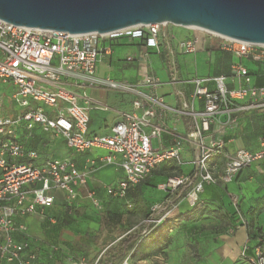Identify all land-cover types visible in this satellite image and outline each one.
Masks as SVG:
<instances>
[{
  "label": "built area",
  "instance_id": "obj_1",
  "mask_svg": "<svg viewBox=\"0 0 264 264\" xmlns=\"http://www.w3.org/2000/svg\"><path fill=\"white\" fill-rule=\"evenodd\" d=\"M166 25L145 23L107 33L69 34L61 30L28 29L0 19V80L11 82L15 87L11 97L19 107L18 114L0 117V261L34 264L36 251L26 240L17 241L14 237L15 233H25V225L16 223V217L49 209L58 190L63 192V200L71 206L77 196L76 187L86 181V173L79 170L71 159L42 157L37 150L26 148L19 139L22 128L31 132L35 125H39L43 130L61 136L66 146L76 152L91 148L107 150L108 154L98 160L118 165L125 174L116 184L106 187L107 194L115 198H123L160 163L178 159L183 143L188 142L197 150L192 161V176L196 181L187 193L190 203L196 201L204 184L221 185L232 203H238V193L230 184L240 170L264 158V135L259 139L257 150L236 149L228 156L221 175L216 177L208 160L222 149L224 141L221 137H213L210 128L213 125L232 127L237 122V112L264 107V85H252L247 68L240 63L233 64L232 71L243 78L246 85L242 87L229 88L226 76L222 74L181 81L175 75L172 36ZM188 29L219 39V48L239 59L245 57L264 63V45L224 37L206 29ZM122 37H127L129 44H140L142 56L150 53V48L161 53L160 46L165 45L169 81L163 83L148 73L138 82L112 78L108 74L98 75L99 63L104 57L111 56L113 46L118 45ZM199 40V35L186 37L179 47L185 53H193ZM140 59L138 52L125 57L127 62H136L139 68ZM68 81L80 88L131 94L132 109L119 111V120L112 125L109 134H89L90 100L83 94L86 105H79L77 99L80 96L65 85L64 82ZM177 82L191 87L188 97L183 96V91H177L178 105H168L162 96L152 93L157 87ZM208 82H212L213 87H209ZM196 100L201 101V109L195 108ZM96 105L106 108L102 103ZM165 112L188 116L192 129L185 135L171 133L172 144L156 148L152 139L160 140L163 127L153 120ZM190 183L189 176H169L160 187L177 191ZM87 196L94 206H99L100 201L92 192ZM169 203L163 200L149 208L140 222L145 227L143 233L166 221L170 214ZM245 251L246 247L240 255L244 256ZM254 253L255 257L250 261L264 264L259 247ZM99 257L94 261L78 259L73 264H97ZM121 264L137 263L126 257Z\"/></svg>",
  "mask_w": 264,
  "mask_h": 264
},
{
  "label": "crops",
  "instance_id": "obj_2",
  "mask_svg": "<svg viewBox=\"0 0 264 264\" xmlns=\"http://www.w3.org/2000/svg\"><path fill=\"white\" fill-rule=\"evenodd\" d=\"M189 30L187 37L199 35L200 40L196 51L184 59L188 64L187 66H189V68L184 69V74L181 72V65L177 62L176 70L181 81L192 77H211L222 74L226 76L225 81L229 88L242 87L246 85L243 78L235 75L232 71L233 64L240 63L247 68L252 85H264V63L255 62L245 57L239 59L233 53L220 49L219 39L209 38L197 31ZM135 44H120L122 46L133 45L137 49L132 53L127 50L120 51L113 57V48L111 56L104 57L101 63L105 59L110 65L112 62H117L119 60L118 56H120V61L123 62L120 65L139 70V66L133 64V62L124 63L127 55L137 54V51L140 50V44ZM149 50L152 51L151 48ZM165 60L168 64V58L164 59V56H162L164 63ZM99 71L100 68L98 67V75H104L99 74ZM105 74L119 79L117 76H112L110 72H105ZM120 80L138 82L142 78L135 76L124 79L120 76ZM64 83L80 96L77 99L79 105H86L82 98L83 94L90 100L88 105L89 134H109L112 125L119 120V111L132 109L133 96L131 94L100 88H80L69 81ZM207 85L213 87L212 82H208ZM142 89L146 90L145 88ZM190 90L189 85L177 82L176 84L157 87L152 90V93L162 96L168 105L175 106L180 102L177 91H183V96L188 97ZM96 103H102L106 105V108H100ZM194 106L196 109H201V101L196 100ZM235 116L237 122L232 127L213 125L210 128V134L213 137H221L224 141L222 149L208 160V165L216 177L221 175L228 156L232 155L238 148L251 151L257 150L259 139L264 135V107L237 112ZM153 122L163 127L160 140L157 138L152 139V144L154 143L153 146L156 148L160 146L169 147L172 144L171 133L185 135L192 129L191 119L185 115H174L165 112L161 117L154 119ZM145 130L148 132L149 127ZM47 132L52 133V131L43 130L39 125H35L31 132L22 128L19 130V139L26 148L37 150L42 157H50L49 146L42 145V141L38 140L40 136ZM64 145L68 151L65 149L60 156L54 158L67 157L71 159L79 170L86 173V181L84 185L76 187L77 196L71 206H68L63 200V192L61 191L60 198H55L51 207L56 202L62 203L64 207H81L82 204L88 203L90 206H94L87 196L89 192H92L101 201L100 193L103 192L108 195L106 187L114 185L124 178L125 174L118 165L98 163L99 157L108 154L107 150L91 148L84 152H76L68 148L65 142ZM196 156L197 150L190 143H183L178 159H170L160 163L144 179L130 188L132 189L131 195L129 189L126 195L119 199L121 201L130 199L135 207H141L140 202L143 201V207H148L145 216L153 204L163 200L170 201L167 206L170 208V214L164 224L169 223L171 225V222L181 224L184 240L195 244V246L197 245L196 254H198L199 262L201 261L198 264H247L240 256L242 249L247 246L249 248L254 246L263 237L264 233V158L246 167V169L240 170L231 182V188L238 193V203H232L221 185L204 184L202 191L197 195L196 201L191 204L187 198V193L196 181V178L192 176L194 171L192 161ZM116 158L119 159L118 156ZM91 164L97 165L90 168ZM169 176H189L191 177V183L177 191H166L160 185ZM139 199L142 200L139 202ZM132 205L128 203L127 206L132 207ZM38 212L24 217H16V223L25 225V233H15V239L17 241L26 240L31 249L36 251L37 258L34 264H47L48 262V264H73L75 261L73 259L76 258L69 250L53 246V248L42 251L39 243L32 236L27 235L26 219L36 216ZM250 251L248 250L249 253ZM0 263L7 264L4 261H0Z\"/></svg>",
  "mask_w": 264,
  "mask_h": 264
},
{
  "label": "rangeland",
  "instance_id": "obj_3",
  "mask_svg": "<svg viewBox=\"0 0 264 264\" xmlns=\"http://www.w3.org/2000/svg\"><path fill=\"white\" fill-rule=\"evenodd\" d=\"M165 28L170 31L172 36V59L175 61L176 69L177 62H179L181 72L184 74V69L189 68L184 59L192 53L183 52L179 47V43L187 37L190 30L172 24H167ZM120 43L122 45L129 44L128 38H119L118 45L113 46V57L117 55V52L127 50L132 53L137 49L133 45L122 46ZM160 48L161 53L152 50L146 56L140 55V50L137 51L139 58H141L139 70L123 67L120 65L123 62L120 61V56H118L119 60L112 62L110 65L105 59L102 63H99V74L110 72L114 77L117 76L120 79L121 76L127 79L135 76L142 78L145 73H148L166 83L170 79V69L167 61L165 60V63L162 61V56H164V59L167 58L166 47L162 44ZM124 63L129 64L126 60ZM133 64H136V62H133ZM175 75L178 76L177 70ZM14 90L15 87L11 82L0 80V117L13 116L19 113V107L11 97ZM38 140L42 141V145L49 146L50 157L60 156L65 149L67 150L62 137L53 132L44 133ZM98 163L102 162L98 160ZM95 165L97 164H91L90 168ZM129 194H132V189H130ZM55 195L59 199L61 191H57ZM100 197L101 201L97 207L90 206L89 203L82 204L81 207H64L62 203L56 202L48 210L40 211L36 216L26 219L27 235L32 236L39 243L42 251L53 248V246H59L61 249L69 250L76 258L73 260L94 261L99 256L102 258L110 257L111 259L114 255L113 247L120 236L123 233L130 232L137 235V240L133 248L124 257L115 261L114 264H121L126 257H130L131 262L137 264H197L199 262L196 255L197 245L195 246V244L184 240L181 224L178 222H171V225L169 223L163 224L153 230L149 229L150 232L148 231L149 233L145 234L143 233L145 227L140 224V218L145 216L148 207H143L142 199H139L142 206L135 207L130 199L122 200V202L119 198L105 195L103 192L100 193ZM128 203L133 204L131 208L127 206ZM105 215L119 220L117 229L109 231L105 228L103 223V216Z\"/></svg>",
  "mask_w": 264,
  "mask_h": 264
},
{
  "label": "water",
  "instance_id": "obj_4",
  "mask_svg": "<svg viewBox=\"0 0 264 264\" xmlns=\"http://www.w3.org/2000/svg\"><path fill=\"white\" fill-rule=\"evenodd\" d=\"M0 19L69 34L164 23L264 45V0H0Z\"/></svg>",
  "mask_w": 264,
  "mask_h": 264
},
{
  "label": "trees",
  "instance_id": "obj_5",
  "mask_svg": "<svg viewBox=\"0 0 264 264\" xmlns=\"http://www.w3.org/2000/svg\"><path fill=\"white\" fill-rule=\"evenodd\" d=\"M129 208H131V207H129ZM118 222H119V220L116 219V218L114 219L113 217H108L106 215L103 216V223L105 225V228H107L109 231H113V230L117 229ZM164 223L165 222H163L161 225H163ZM161 225H159V226H161ZM154 228H156V227H154ZM136 240H137V235L136 234H132L130 232L123 233L120 236V238L117 241V243L115 244V246L113 247L114 255L111 257V259H110V257L109 258L108 257L102 258L100 256L98 261H97V264H114L115 261H117V260L121 259L122 257H124L125 254H127L129 252V250L131 248H133ZM256 247H259V249L261 250L262 254L264 255V237L259 239L257 241V243L254 246H252L251 248H249L247 246L244 256L240 255L241 257H243L244 261L247 264H253L250 261V258H254L255 257L254 250H255ZM248 250H251L250 253L248 252ZM196 255L198 256V254H196Z\"/></svg>",
  "mask_w": 264,
  "mask_h": 264
}]
</instances>
